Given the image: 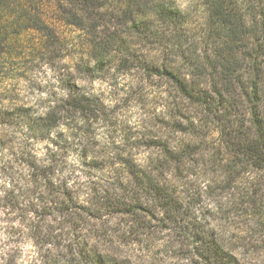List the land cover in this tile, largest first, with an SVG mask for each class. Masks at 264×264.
<instances>
[{"label":"trees","instance_id":"obj_1","mask_svg":"<svg viewBox=\"0 0 264 264\" xmlns=\"http://www.w3.org/2000/svg\"><path fill=\"white\" fill-rule=\"evenodd\" d=\"M55 1L78 6L79 12L93 7L87 0ZM197 1L208 26L217 25L218 35L223 33L220 44L210 48V64L220 83L201 86L167 65L154 64L151 75L169 80L180 96L201 107L225 148H164L154 165L143 167L123 158L121 148L97 151L93 126L104 119L105 109L97 96L66 80L63 93L50 95L41 114L33 106L0 109L3 129L24 125L27 131L19 148H0V178L5 179L0 207L10 209L18 221L16 228L6 229L0 264H176L183 256L192 264H233L215 228L198 221L191 210L193 200L202 197L221 212L264 208V45L255 40L247 50L240 49L246 26L231 11L234 0ZM119 2L131 21L124 46L153 26L178 40L185 12L170 0ZM149 6L158 25L147 21L146 10L140 11ZM77 17L72 10L66 19L83 29ZM99 27L94 24L92 31ZM50 39H42L44 51L51 50ZM111 41L94 46L109 54ZM105 56L98 53L91 59L100 67ZM235 61L247 66L243 74H237ZM30 138L45 143L41 155L27 145ZM72 155L75 164L69 162ZM98 160L103 161L99 166ZM117 160L123 174L114 165ZM197 166L203 167L204 187L194 186L189 174ZM94 170L110 176L95 182L90 176ZM164 170L181 173L180 191L158 179L156 174ZM131 247L146 250L142 259Z\"/></svg>","mask_w":264,"mask_h":264},{"label":"rangeland","instance_id":"obj_2","mask_svg":"<svg viewBox=\"0 0 264 264\" xmlns=\"http://www.w3.org/2000/svg\"><path fill=\"white\" fill-rule=\"evenodd\" d=\"M170 1L185 12L177 41L153 26L141 37L129 38L124 46L131 21L119 0H87L93 7L83 12L69 2L0 0V109L33 106L41 114L50 95L63 93L66 80L75 82L83 93L97 96L105 109L104 119L93 126L97 151L121 148L123 158L129 157L143 167L154 165L164 148H225L220 144L216 125L201 107L180 96L169 80L151 75L154 64L167 65L201 86L220 83V76L214 74L210 64L214 61L210 48L220 44L223 33L218 35L217 25L208 26L199 1ZM4 2L8 7L2 6ZM149 7L140 11L146 10L147 21L158 25ZM231 8L246 26L241 33L243 42L238 43L240 49L247 50L255 40L264 45V0H234ZM72 10L78 16L75 20L85 24L83 29L67 22ZM94 24L100 26L97 31H92ZM207 35L213 43H207ZM45 36L51 37L50 51L41 48ZM108 39L117 41L109 44V54L96 50V42ZM98 53L106 55L100 67L91 59ZM123 58H128L127 63L122 62ZM235 62L237 74H243L247 66ZM26 134L24 125L10 131L0 125V148H19ZM27 145L39 155L46 148L44 142L31 138ZM69 162L77 163V157L72 155ZM117 162L114 165L123 174ZM102 163L98 160L97 165ZM202 169L197 166L189 171L196 187L206 185ZM164 171L155 173L158 179L171 182L180 191L177 181L181 173ZM90 174L95 182L110 176L96 170ZM2 178L0 188L4 186ZM227 193L223 192V196ZM217 208L208 197H202L193 200L191 212L198 221L215 228L225 251L234 258L233 264H264V208L258 206L251 212L239 208L221 212ZM9 211L0 207V254L5 234L18 224L16 214ZM131 248L141 259L146 253L140 247ZM175 262L192 264L184 256Z\"/></svg>","mask_w":264,"mask_h":264}]
</instances>
